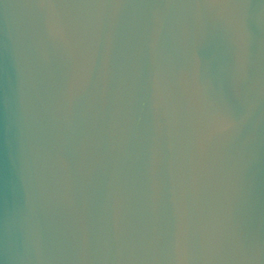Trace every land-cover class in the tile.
<instances>
[{
  "label": "water",
  "instance_id": "95a60500",
  "mask_svg": "<svg viewBox=\"0 0 264 264\" xmlns=\"http://www.w3.org/2000/svg\"><path fill=\"white\" fill-rule=\"evenodd\" d=\"M0 264H264V0H0Z\"/></svg>",
  "mask_w": 264,
  "mask_h": 264
}]
</instances>
